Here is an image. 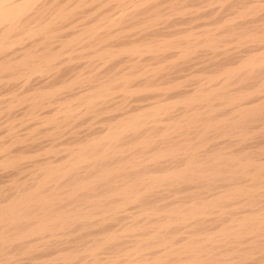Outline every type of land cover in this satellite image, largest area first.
I'll return each instance as SVG.
<instances>
[{
  "label": "bare ground",
  "instance_id": "bare-ground-1",
  "mask_svg": "<svg viewBox=\"0 0 264 264\" xmlns=\"http://www.w3.org/2000/svg\"><path fill=\"white\" fill-rule=\"evenodd\" d=\"M183 1L0 0V264H264V3Z\"/></svg>",
  "mask_w": 264,
  "mask_h": 264
},
{
  "label": "rangeland",
  "instance_id": "rangeland-1",
  "mask_svg": "<svg viewBox=\"0 0 264 264\" xmlns=\"http://www.w3.org/2000/svg\"><path fill=\"white\" fill-rule=\"evenodd\" d=\"M192 1H193V0H192ZM192 1H191V0H186V2L183 1V3L187 4V6L184 5L186 8H185L184 6H183V7L180 6V9H179L178 11L172 12V14H174V16H173L174 20H176V21H178V22H181L180 20L183 19V18L185 19V21L187 20V18L189 19V16H188V15L190 14V15L192 16V14H191V13H192V10L195 11V10L193 9V5H196V7H198V8H197V11L199 12V11L201 10L202 12L200 11L199 13H201L202 15L204 14V15H203V16L201 15V17H200L199 19H196V20L193 22L194 24L192 23L193 26H197V25L199 26V24L196 25V23H199V22H200V23H203V24H200V26H201V25H204L205 23L210 24V26H215L213 23H214L215 20H217L219 17H222V18H223V17H226V15H227L228 13H229L228 15H230V17H235V16H236V11H238V9H240V11H241V10L244 11L245 6H246V5H241V4H240L242 7L237 9V6L240 7V5L237 4V3L235 2V1H237V0H234V1L231 0V2H232L233 4H231V2H229V0L226 1V4H225V5H223V4L220 3L223 7H222V6H219L220 4H219V3H216V2H215V3H216V4H219V5H215L214 2H210V4H208V3H209V2H208L207 5H206V7H205V6H203L204 1H202V0H201V1L196 0L197 3H196V1H193V2H195V4L192 3ZM253 1H256V0H253ZM205 2H207V0H205ZM227 2H228V3H227ZM257 2L259 3L260 1L258 0ZM261 2H262V4L264 3L262 0H261ZM198 3H200L199 6H198ZM211 3H212V4H211ZM234 3L237 4V5H236V8H235V6H234ZM191 4H193V5L191 6ZM230 4H231V5H230ZM96 5H97V4H96ZM105 5H106V4L103 3L101 6L98 5L99 7L96 6L97 9H95V11H97V12L100 11V13H101L102 11L105 10V13H106V10H107V12H108L109 10H112L111 8H108L109 5H106V6H105ZM188 5H189V6H188ZM200 5H202L203 7L200 6ZM204 5H205V3H204ZM209 5H210V6H209ZM212 5H213V6H212ZM226 5H227L228 7H229V5H230V7H229L230 9L227 8ZM190 6H191V7H190ZM211 6H212V7H211ZM215 6H216L217 8H216ZM224 6H226V7L224 8ZM233 6H234V7H233ZM243 6H244V7H243ZM248 6H249V5H247V7H248ZM125 7H127V5H126ZM187 7L191 8V9H189V8L187 9ZM199 7H200V8H199ZM209 7H210V8H209ZM220 7H222V8H220ZM127 8H128V7H127ZM218 8H220L221 10H217ZM242 8H244V9H242ZM261 8L264 10V6H262ZM261 8H259L261 12H260L259 10H257V11H256V12H257L256 15H255L253 12H250V11H249L250 9L248 10V8H246L245 11H247V12H245V11H244V12H245V13H252V14H253L252 17H250V14H245V15L249 16V18H247V16H246V17H244V16H239V18H238V16H236V17H237L236 20H235V21H236V24H237L238 22H239V23H238L237 25H234V27H235L236 29H242V27L245 28V29H248V28L250 29V28L253 27V25H257L258 22H259L258 24H260V23L262 24L263 21L261 22V19L263 20V18H261L260 16H262L264 13H262V9H261ZM184 9H185V11L183 12V13H184V14H183L182 11H183ZM186 9H187V10H186ZM202 9H204V10H202ZM211 9H212L213 11H211ZM214 9H215V10H214ZM222 9H225V10L223 11ZM234 9H235L236 11H235ZM251 9H252V8H251ZM187 11H188V12H187ZM205 11H206V13H205ZM210 11H211V12H210ZM217 11H221L220 14H218L219 12H217ZM222 11H223V14H222ZM225 11H226V14H225ZM228 11H229V12H228ZM230 11H231V12H230ZM243 11H242V13H240V14H244ZM248 11H249V12H248ZM92 12H94V10H93ZM109 12H110V11H109ZM178 12H179V13H178ZM234 12H235V14H234ZM263 12H264V11H263ZM110 13H112V12H110ZM181 13H182V14H181ZM209 13H210V15H208ZM213 13H214V14H213ZM261 13H262V15H261ZM175 14H176V15H175ZM224 14H225V16H224ZM178 15H179V16L182 15L183 17L181 16V18L179 19V16H178ZM186 15H187V16H186ZM206 15H207V16H206ZM222 15H223V16H222ZM228 15H227V17H229ZM238 15H239V14H238ZM184 16H186L187 18L184 17ZM191 16H190V17H191ZM208 16H210V17H208ZM211 16H212V17H211ZM217 16H218V17H217ZM176 17H177V18H176ZM203 17H204V18H203ZM213 17H214L215 19H214ZM227 17H226V18H227ZM230 17H229V18H230ZM242 17H243V19H242ZM253 17H254V18H253ZM259 17H260L261 19H260ZM212 18H213V19H212ZM244 18H245V19H244ZM250 18L253 19V20H251ZM258 18H259L260 20H259ZM184 19L182 20V24H181V25H178V26L176 25V27L174 26V27H172V29L179 28V27H182V26H184V25H185L186 27L189 26L188 24H187V25H186V24H183ZM224 19H225V18L221 19V21H223ZM249 19H250V21H249V22H250V25H249V22H248ZM254 19H255V21L258 19V20H257L258 22L256 21L255 24L253 23V22H255ZM244 20H245V22H244ZM201 21H202V22H201ZM237 21H238V22H237ZM246 21L248 22V23H247V26H248V27H245V26H246ZM187 22H189V21H186V23H187ZM218 22H219V21H218ZM240 22H241V24H244V26L241 25ZM243 22H244V23H243ZM234 23H235V22H234ZM252 23H253V24H252ZM190 25H191V24H190ZM251 25H252V27H251ZM185 26H184V27H185ZM239 26H240L241 28H239ZM234 27H232V28H234ZM198 28L201 29V27H198ZM67 29H69L68 32L71 30L70 28H67ZM67 29H65V30H67ZM196 29H197V28H196ZM245 29H242V30H244V31L246 32ZM198 30H199V29H198ZM220 31H221V30H219V32H220ZM247 32H248V31H247ZM249 32H250V30H249ZM251 32H252V31H251ZM251 32H250V33H251ZM226 38H227V41H230V43L227 42V44H224V40H222L224 45L221 44L222 42H221V43H218V48H217V47H216V49L212 48V50L214 49L213 52H211L212 50L210 49V47L203 46V45H202L201 47H199V48H198V51L200 50V52H197V54L200 55V54L203 53V54H202L203 56L200 55V56H198V58H199V59H203V57H205V58H210L211 55H212V56L217 55L218 58H219V56H220V58H221V55H220V54H222V56H223V52H222L221 49H225V48L228 49V51H229L231 54L233 53L232 56H234V53H236L235 55H236L237 57H239L238 54H241L242 52H243V54H244V51L247 50V49H246V47H247V44H246V43H244V47H243L242 43H237V42L235 43V40L232 41L234 37H226ZM200 39H201V38H200ZM229 39H230V40H229ZM232 42H233L234 44H233ZM228 43H229V44H228ZM219 44H221V45H219ZM238 44L240 45V48H241V49L238 47L240 50H238V48H237V45H238ZM233 45H235V46L232 47ZM248 45L253 46L254 43H250V44L248 43ZM220 46H223V47H220ZM229 46H230V47H229ZM250 46H248V47H250ZM235 47H236V48H235ZM248 47H247V48H248ZM205 48H206V49H205ZM207 48H208V49H207ZM232 48H233V49H232ZM242 48H243V49H242ZM244 48H245L246 50H245ZM206 50H207V51H206ZM210 50H211V51H210ZM218 50H219V51H218ZM220 50H221V51H220ZM236 50H238V51H236ZM241 50H242V51H241ZM208 51H209V52H208ZM234 51H235V52H234ZM239 51H241V52L239 53ZM206 52H207L209 55H208ZM199 53H200V54H199ZM243 54H242V55H243ZM206 56H207V57H206ZM147 57H148V56H147ZM147 57H146V60H148V61H146V62L152 63V62H153V59H152V60L150 59V60H151V61H150V60L148 59L149 57H148V58H147ZM200 57H201V58H200ZM234 57H235V56H234ZM234 57H233V59L235 60V62H237V60H236L237 57H235L236 59H235ZM233 59H232V61H234ZM238 59H239V58H238ZM225 61H226V62H230L231 60H230V61H229V60H225ZM232 61H231V62H232ZM234 65H235V64H234ZM79 68H80V67H79ZM200 68H201V67H200ZM200 68H199V69H200ZM196 69H198V68H196ZM196 69L194 68V70H193L194 72L191 73V75H190L189 77L185 76L186 79H187L188 81H187V83H186L187 85H184L183 88H184V87L187 88L186 86H188V85H190V86H188V89H189V87H190V89H191V86H192V85H193V86H197V83H198V82H196V80L198 81V80L201 78V73L198 72V71H200L199 69H198V71H197ZM201 69H202V68H201ZM195 70H196V72H195ZM204 70H206V69H204ZM204 70H202V73H203ZM190 71H192V69H191ZM180 72H183V74H182V73H179V74H182L183 76H184L187 72H188V75H189V73H190L189 70H186V71H180ZM184 72H186V73H184ZM200 72H201V71H200ZM204 72H205V71H204ZM176 73H178V72H176ZM196 73H197V74H196ZM198 73H199L200 76H197ZM192 74L195 75V76H193ZM174 75H175V73H174ZM182 75H181V76H182ZM186 75H187V74H186ZM193 77H194V78H193ZM197 77H199V78H197ZM195 78H196V79H195ZM193 80H194V81H193ZM190 81H191V82H190ZM192 83H193V84H192ZM17 85H18V84H17ZM14 86H15V85L12 86V89H17V88H18V87L14 88ZM183 88H181V89H183ZM192 88H193V87H192ZM161 91L163 92V90H161ZM161 91H160V90H157V92H158L160 95H163L164 92L162 93ZM154 92H156V91H154ZM158 93H157V94H158ZM174 93H175V92H174ZM174 93H170V94L173 95ZM166 95H167V97H168L169 94H166ZM166 95L164 94L165 97H166ZM162 97H163V96H162ZM176 100H177V99H176ZM141 101H142V100H141ZM141 101H138V102L141 103ZM144 101H145V100H144ZM148 101H149V100H148ZM131 102H132V101H131ZM135 102H136V103H135ZM138 102H137V101H134L135 104H138V105H139L140 103H138ZM142 102H143V101H142ZM145 102H146V101H145ZM132 104H133V102H132ZM142 104H144V102L141 103L140 105H142ZM46 108H47V107H46ZM47 110H48V108H47V109L43 108L41 111H47ZM16 111H17V110H16ZM77 129H79V131H78ZM77 129H75V130L77 131V135H78V136H80V135L82 136V134L84 135L85 131H84L83 128L81 129V127H80V128H77ZM80 129H81V130H80ZM1 132H2V131H1ZM1 132H0V133H1ZM79 132H81V133H79ZM78 133H79L80 135H79ZM3 135H4V133L1 134L0 136H3ZM4 138L7 139V137H3V139H4ZM65 138H67V136L63 137V139H65ZM250 146H251V145H250ZM251 148H252V147H251ZM251 148H250V149H251ZM252 150H254V149L252 148Z\"/></svg>",
  "mask_w": 264,
  "mask_h": 264
}]
</instances>
